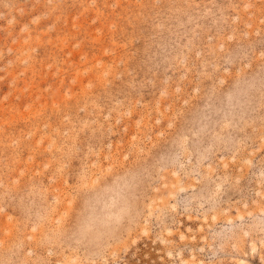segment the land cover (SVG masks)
I'll use <instances>...</instances> for the list:
<instances>
[{
  "label": "rangeland",
  "instance_id": "1",
  "mask_svg": "<svg viewBox=\"0 0 264 264\" xmlns=\"http://www.w3.org/2000/svg\"><path fill=\"white\" fill-rule=\"evenodd\" d=\"M0 264H264V0H0Z\"/></svg>",
  "mask_w": 264,
  "mask_h": 264
}]
</instances>
